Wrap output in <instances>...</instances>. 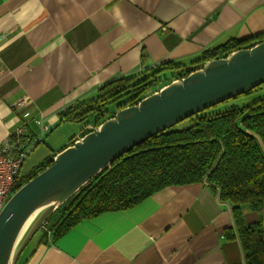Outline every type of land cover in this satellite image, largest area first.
Masks as SVG:
<instances>
[{
    "label": "crops",
    "instance_id": "obj_1",
    "mask_svg": "<svg viewBox=\"0 0 264 264\" xmlns=\"http://www.w3.org/2000/svg\"><path fill=\"white\" fill-rule=\"evenodd\" d=\"M261 34L264 0H0V142L22 122L33 138L37 121L47 132L64 126H56L61 111L115 77L166 62L190 68L205 50ZM80 134L73 128L63 143L46 142L43 162ZM231 210L205 184L170 186L55 243L48 232L26 264H243ZM240 210L245 224L264 227V209Z\"/></svg>",
    "mask_w": 264,
    "mask_h": 264
},
{
    "label": "trees",
    "instance_id": "obj_2",
    "mask_svg": "<svg viewBox=\"0 0 264 264\" xmlns=\"http://www.w3.org/2000/svg\"><path fill=\"white\" fill-rule=\"evenodd\" d=\"M263 41L264 34L229 40L203 51L190 68L166 62L154 69L144 68L137 75L115 77L98 87L93 97L61 111L56 126L81 124L84 136L88 126L98 127L116 111L136 105L206 62ZM146 60L142 53L140 64L145 66ZM205 111L188 118L192 124L187 128H169L138 144L79 189L61 206L65 208L52 227L50 242L55 243L85 220L131 210L167 187L205 184L220 202L232 207L243 264H264V227L261 222L245 224L240 210L242 205L256 213L264 209V97L239 108ZM74 141L69 142L72 145ZM53 157L19 179L14 191L49 167ZM225 235L234 237L232 230ZM47 243L46 236L39 242ZM26 263L25 259L21 264Z\"/></svg>",
    "mask_w": 264,
    "mask_h": 264
},
{
    "label": "water",
    "instance_id": "obj_3",
    "mask_svg": "<svg viewBox=\"0 0 264 264\" xmlns=\"http://www.w3.org/2000/svg\"><path fill=\"white\" fill-rule=\"evenodd\" d=\"M264 83V41L211 60L136 105L122 108L95 131L57 153L0 211V264H17L48 217L132 148L179 122ZM35 215L25 233L28 219Z\"/></svg>",
    "mask_w": 264,
    "mask_h": 264
},
{
    "label": "rangeland",
    "instance_id": "obj_4",
    "mask_svg": "<svg viewBox=\"0 0 264 264\" xmlns=\"http://www.w3.org/2000/svg\"><path fill=\"white\" fill-rule=\"evenodd\" d=\"M263 97H264V83L243 95H240L234 99H230L219 105L211 107L207 109L205 112L215 113V112L224 111L230 108H237V107L239 108V107H242L244 105L251 103L255 99H259ZM191 124H192V121L189 119H186L172 126L170 129L171 130H181V129L189 127ZM73 128H76V131H79L81 128V124H75V123L67 124L66 123L62 127L54 128L51 131L46 132L43 135L42 140L36 145V138L40 137L41 128L39 127L38 129H36V126H32L31 130L37 133H36V137L34 138V140L28 143L24 148L25 159L20 168L19 179L23 178L31 170H33L36 166H38L41 162H43L44 158L48 156L47 153L51 152V149L45 145L46 142H49L54 145H59L63 143L64 139L70 136ZM64 208L65 207H60L58 208V210H55L48 217V219L43 224V226L40 227L36 231V233L27 243L26 247L24 248V251L21 253L18 264H21L23 260L28 258V256L32 253L35 247L39 245V242L47 235L48 232L52 231V227L59 220L61 214L63 213ZM47 222H48V225L46 226Z\"/></svg>",
    "mask_w": 264,
    "mask_h": 264
},
{
    "label": "built area",
    "instance_id": "obj_5",
    "mask_svg": "<svg viewBox=\"0 0 264 264\" xmlns=\"http://www.w3.org/2000/svg\"><path fill=\"white\" fill-rule=\"evenodd\" d=\"M22 106L23 101H20L16 102L13 108L17 110ZM29 116V112H24L22 119L27 120ZM37 124L41 128V135L36 138V144L42 140L48 129L41 121H37ZM96 129L97 127L88 126L85 131L89 133ZM82 137L83 134H80L75 138L74 142L79 141ZM32 140L34 138L28 134L25 130V122H22L8 139L0 142V211L10 198L9 196L15 192L14 189L19 179L20 168L25 159L24 148Z\"/></svg>",
    "mask_w": 264,
    "mask_h": 264
},
{
    "label": "bare ground",
    "instance_id": "obj_6",
    "mask_svg": "<svg viewBox=\"0 0 264 264\" xmlns=\"http://www.w3.org/2000/svg\"><path fill=\"white\" fill-rule=\"evenodd\" d=\"M35 215H36V214L32 215V216L28 219V221L26 222V224H25V226H24V228H23V230H22V234H21V235H23V234L25 233V231H26V229L28 228V226L32 223V221H33Z\"/></svg>",
    "mask_w": 264,
    "mask_h": 264
},
{
    "label": "flooded vegetation",
    "instance_id": "obj_7",
    "mask_svg": "<svg viewBox=\"0 0 264 264\" xmlns=\"http://www.w3.org/2000/svg\"><path fill=\"white\" fill-rule=\"evenodd\" d=\"M18 182H19V179H18ZM18 182H17V183H18Z\"/></svg>",
    "mask_w": 264,
    "mask_h": 264
}]
</instances>
